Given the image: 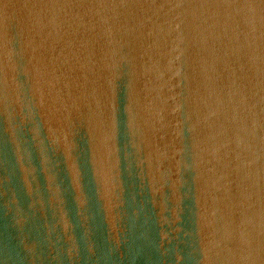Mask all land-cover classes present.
<instances>
[{
	"label": "water",
	"instance_id": "95a60500",
	"mask_svg": "<svg viewBox=\"0 0 264 264\" xmlns=\"http://www.w3.org/2000/svg\"><path fill=\"white\" fill-rule=\"evenodd\" d=\"M0 264H264V0H0Z\"/></svg>",
	"mask_w": 264,
	"mask_h": 264
}]
</instances>
